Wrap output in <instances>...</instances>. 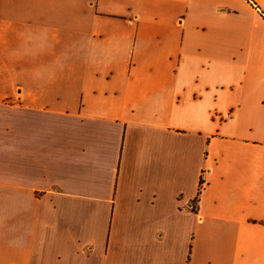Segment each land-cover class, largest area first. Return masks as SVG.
<instances>
[{"label":"crops","instance_id":"0c3cea01","mask_svg":"<svg viewBox=\"0 0 264 264\" xmlns=\"http://www.w3.org/2000/svg\"><path fill=\"white\" fill-rule=\"evenodd\" d=\"M263 14L0 0V264H264Z\"/></svg>","mask_w":264,"mask_h":264},{"label":"trees","instance_id":"16d2710c","mask_svg":"<svg viewBox=\"0 0 264 264\" xmlns=\"http://www.w3.org/2000/svg\"><path fill=\"white\" fill-rule=\"evenodd\" d=\"M264 15V14H263ZM199 190H200V188H199ZM199 190H198V192H199Z\"/></svg>","mask_w":264,"mask_h":264}]
</instances>
